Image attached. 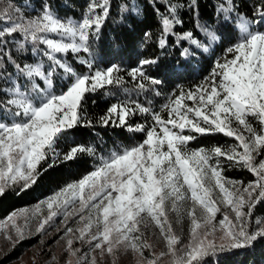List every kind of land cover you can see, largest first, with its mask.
<instances>
[{"label": "snow or ice", "instance_id": "6c2138e0", "mask_svg": "<svg viewBox=\"0 0 264 264\" xmlns=\"http://www.w3.org/2000/svg\"><path fill=\"white\" fill-rule=\"evenodd\" d=\"M162 2L167 14L155 9L160 15V48L166 46L171 35H176L178 42L186 40L204 51L219 40L214 31L199 22L197 27L207 43L195 38L192 31H174L183 23L181 9L187 7L198 14L197 0ZM109 3L110 0H91L79 21L62 20L49 4L42 5V11L31 17L11 2L0 8V21L4 22L0 27V69H5L7 57L17 76L12 87L4 89L9 98L3 110L10 114V122L0 118V196L15 186L24 191L34 185L47 170H42V164L52 167L57 161L94 154L93 148L83 145L61 154L56 145L69 130L92 126V121L83 116L86 94L106 86H120L124 82L119 75L121 69L112 65L93 70L92 62L81 57L79 62L88 68L81 74L58 59L57 54L90 55V40L98 37L109 15ZM235 7L233 0H225L218 11L232 13ZM133 11L139 14L140 9ZM253 17L237 14L238 40L224 50L200 84L188 90L181 87L179 95L173 94L160 112L137 101L112 104L98 122L105 127L111 124L143 132L142 142L101 157L95 170L42 201L32 214L28 209L12 212L0 221L5 238L13 244L24 239L30 220L36 217V231L43 232L62 210L65 219L76 215L82 225L66 228L65 234L74 236L66 241V264H73L72 258L75 264H97L96 252L101 257L111 256L112 264H116L121 246L138 256L137 264H160L165 256L170 257L168 264H210V258L218 253L247 248L264 239V219L257 218L255 228L250 223L256 204L264 200V30L256 27H264V0L255 5ZM14 34L23 38L16 42L19 51L25 49L26 43L34 46V52L36 46L45 45L42 55L48 66L43 61L16 63L4 47L9 42L6 38ZM191 54L188 48L182 52L185 57ZM156 62L142 59L140 66L129 72L138 89L145 90V81L151 85L162 83L144 71V66ZM57 68L70 80L66 90L59 93L53 91ZM21 77L31 88H22L18 83ZM36 78L43 81L44 87L35 82ZM137 113L150 116L152 123L133 128L128 120ZM215 134L233 138L236 143L227 147H189L197 135ZM221 157L231 166L249 171L254 179L245 184L225 177ZM43 206L48 210L46 215ZM170 213L177 214L178 222L182 215L188 218L186 243L173 229ZM218 214L222 218L217 219ZM21 219L23 224L18 223ZM149 226L159 229L164 242L166 250L159 254L142 231ZM11 231L15 232V240ZM74 240L87 244L89 251L78 255L81 249L73 247ZM145 250L150 258L144 255Z\"/></svg>", "mask_w": 264, "mask_h": 264}, {"label": "trees", "instance_id": "16d2710c", "mask_svg": "<svg viewBox=\"0 0 264 264\" xmlns=\"http://www.w3.org/2000/svg\"><path fill=\"white\" fill-rule=\"evenodd\" d=\"M8 2L19 7L27 17L38 15L42 11V5L49 4L59 18L68 20L81 18L91 0H0V8ZM170 2L186 3L187 0H170ZM224 2L225 0H197L198 14L187 7L179 11L183 23L175 26L174 31L177 34L192 31L195 38L207 43L204 33L197 27L199 22L219 37L217 42L209 46L208 51H204L186 40L178 42L176 35L168 36L166 46L159 47L161 24L160 15L155 9L158 7L161 13L167 14L162 0H110L108 17L103 22L98 37L90 40L91 54H83L90 58L93 70L106 69L112 65L119 66L121 69L119 75L123 77L124 82L120 86H106L86 94L83 116L92 121V126H78L69 130L56 145L57 152L61 154L76 145L91 147L94 149V154L83 153L73 161H57L52 167H48L47 163L42 164V170L45 168L47 170L42 171V175L34 185L24 191L19 187L11 188L0 196V219L8 217L14 211L37 204L66 185L80 180L94 169L96 159L100 155H109L111 150L120 152L124 148L142 142L145 138L143 132L129 131L125 127H115L111 124L105 127L98 122L99 118L112 104L126 100L129 90L139 92L138 101L142 105L151 109L158 108L160 112L162 104L171 94H179L181 87L188 90L200 84L211 72L214 62L224 54V50L238 40L240 33L237 28V14L255 18L253 12L259 0H233L236 7L232 13L218 11L219 6ZM134 5L140 9L139 14L133 11ZM125 8L127 10H123ZM97 11L99 12V9ZM3 26L4 22L0 21V27ZM257 28L264 29L260 25H257ZM146 33L150 36H146ZM6 39L9 42L4 46L5 51L11 53L16 63L23 65L43 61L45 66H48L47 58L42 55L45 45L36 46L34 52V46L26 43L25 49L19 51L16 42L23 39L19 34ZM185 48H188L192 54L183 56L182 52ZM64 56L77 72L82 74L88 72L87 66L77 60L79 55L69 53ZM142 59L157 61L155 64L144 66V71L148 76L161 80L160 85H151L145 81V90L136 87V82L129 76V72L139 67ZM4 63L5 69H0L3 73V77L0 78V118L10 122V114L3 110V103L9 98L4 89L12 87V81L16 80L17 76L14 66L7 61V57L4 58ZM62 73L67 76L62 69L57 68L53 75L54 88L57 92L66 90L70 83L68 76L66 80L60 77ZM36 82L44 86L39 78H36ZM18 83L22 88H31V84L22 77L19 78ZM163 115L166 118V113ZM128 123L133 128L137 124L148 125V118L137 113L129 117ZM253 123L255 124V121ZM233 143H236L233 138L223 134L197 135V138L189 143V147L192 149L227 147ZM220 160L225 177L243 181L245 184L254 179L249 171L231 166L222 157ZM48 163H51V159ZM257 218L264 219V200L257 203L254 208L250 221L252 228L256 227ZM23 247L20 245L19 248ZM160 264L168 263L160 262ZM210 264H264V239H258L247 248L218 253L210 258Z\"/></svg>", "mask_w": 264, "mask_h": 264}, {"label": "rangeland", "instance_id": "374dc122", "mask_svg": "<svg viewBox=\"0 0 264 264\" xmlns=\"http://www.w3.org/2000/svg\"><path fill=\"white\" fill-rule=\"evenodd\" d=\"M134 8H137L136 5H134ZM81 18H71V20L79 21ZM258 29L264 30L261 28H258ZM77 55H79V57L77 58L78 61H80L81 57L90 60V58L85 56L82 52ZM57 58L68 63L64 54H57ZM60 77L63 80L67 79V76H65L63 73L61 74ZM36 83L39 84L38 82ZM53 91L57 92L54 88V79H53ZM138 97H139V92H135L133 90L127 91L126 100L137 101L138 103H140L138 101ZM170 98H173V94H171L166 99V101L162 104V107L163 105L169 102ZM186 103L191 105L192 102L186 101ZM152 110L159 112L158 108H154ZM147 118H148V124H151L152 123L151 117L147 116ZM114 151L118 152L116 150H111L109 155ZM109 155H106V156L100 155L96 159V164L93 170H95L97 165L100 163L101 157L107 158ZM15 187H18V186H15ZM60 190H58L57 192H59ZM47 198L41 200L37 204L31 205L23 209H28L29 214H32L35 211V207L38 204H40L42 201L46 200ZM187 206L188 205H185V207ZM23 209H19V210H23ZM223 210L224 209L222 208V212ZM47 211L48 210L46 206H43L42 212L44 215L47 214ZM69 211H71V208H69ZM6 218L0 219V221H4ZM220 218H222V216L221 214H218L217 219H220ZM169 219L172 222V226L176 234L182 237V243H186L188 239V228H189V220L186 217V215H182L181 219L178 222L177 214L170 213ZM38 220H39V217H36L30 220L29 226L25 230V238L22 240H18L15 244H13L12 241L5 238L4 231H0V264H66V261L69 259V255L66 251V247H67L66 241L69 238L74 239L73 234H69V235L65 234L66 228L70 227V228L76 229L77 227H81L82 225L78 223L79 217L76 215H72V216H69L67 219H65V215L63 211L61 210V212L58 215L53 217V219L49 221L48 224L45 225L43 232L36 231ZM18 223L23 224L24 223L23 219L18 221ZM142 231L147 237L148 242L153 245V251L155 253L159 254L161 251L166 250L163 240L160 239L159 229H157L155 226H149L147 228H142ZM11 235H12L13 240H15L16 235L14 231H11ZM75 235H79V233H75ZM27 242L28 244H26ZM20 245L24 247L21 249L19 248ZM73 247L81 249V252L78 255H82L83 253L89 251V246L87 244H82L80 241L74 240ZM94 255L96 256L97 264H112L113 258L111 256L106 254L103 257H101L99 255V252L94 253ZM144 255L150 258V253L147 250H145ZM72 259H73V264H75V258H72ZM137 260H138V256L135 253H133L131 250H125L123 246H121L120 250L117 252L116 264H137ZM169 260H170V257L165 256L160 262L168 263Z\"/></svg>", "mask_w": 264, "mask_h": 264}]
</instances>
